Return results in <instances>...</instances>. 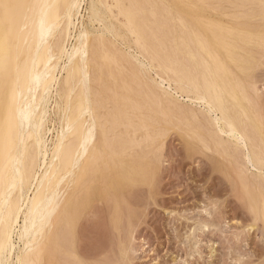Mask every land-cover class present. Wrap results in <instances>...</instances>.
I'll use <instances>...</instances> for the list:
<instances>
[{
	"label": "rangeland",
	"instance_id": "1",
	"mask_svg": "<svg viewBox=\"0 0 264 264\" xmlns=\"http://www.w3.org/2000/svg\"><path fill=\"white\" fill-rule=\"evenodd\" d=\"M83 8L85 14L86 0ZM193 14L198 16L196 23ZM82 20L95 51L81 78L91 103L86 125L101 158L79 179L76 172L65 178L59 190L64 220L54 237L66 219L76 222L53 246L56 261L47 256L45 264H264V222L256 223L253 211L259 191L264 192V169L247 164V150L219 131L215 113L195 99L192 87L180 83L177 72L180 65L186 74L200 76L208 61L191 34L195 58L202 65L196 68L197 61L181 42L187 29L204 30L225 56L213 37V31L222 32L218 38L236 46L233 52L243 67L231 63L230 68L244 84L250 100L244 104L264 134L260 0H119L113 13H107L113 33L102 32L86 17L79 18V25ZM130 25L149 33L145 49L137 45ZM240 26L253 31L252 39H242ZM105 52L118 57L120 64L107 65ZM176 56L180 64L165 68ZM124 94L141 109L125 103ZM52 107L51 103L49 110ZM234 112L245 119L240 107ZM141 118L150 124L148 129H136ZM56 122L49 121L48 127H58ZM52 135L47 134L48 140ZM69 196L76 202L75 211L67 215Z\"/></svg>",
	"mask_w": 264,
	"mask_h": 264
},
{
	"label": "bare ground",
	"instance_id": "2",
	"mask_svg": "<svg viewBox=\"0 0 264 264\" xmlns=\"http://www.w3.org/2000/svg\"><path fill=\"white\" fill-rule=\"evenodd\" d=\"M118 1L86 0L85 14H82L84 0H4V3L19 7L7 15L0 10V264H16L18 259L19 264H45L47 256L51 262L56 261L53 246H57L66 230L75 226V219H66L65 227L54 237L64 220L59 190L65 178L76 172L79 179L87 170L95 169V163L101 158L96 154L93 132L86 125L91 103L81 84L95 51L91 46L90 30H82L85 22L82 20L79 25V18L86 17L87 23L98 24L102 32L113 33L114 26L106 23L107 13H113ZM260 3L264 9V0ZM193 22H198L196 14H193ZM130 30L137 45L145 49L149 33L134 25H130ZM237 30L242 39H252L250 28L240 26ZM187 31L181 36L182 46L197 61L191 46L192 34L195 44L206 52L208 61L203 67L195 62L196 68L201 67L200 76L186 74L178 65L180 83L192 87L195 99L205 104L210 113H215L213 120L219 131L247 150V164L262 171L264 134L258 120L250 116L249 106L244 104L250 101L244 84L234 77L230 68L231 63L243 67L235 58L236 46L222 37L219 39L222 32L213 31L217 44L226 51L223 56L204 30L192 26ZM103 58L109 66L120 64L112 53L105 52ZM141 62L144 64L143 60ZM175 63L180 64L177 56L164 65L173 70L171 66ZM123 100L132 104L133 109H141L128 94L123 95ZM229 101L234 102L232 106ZM51 103L52 115L57 116L55 121L49 110ZM238 107L245 119L234 112ZM49 121H57L58 127L50 129ZM149 126L141 118L136 129ZM49 132L53 133L50 140L47 138ZM148 137L152 136L148 133ZM258 194L259 200L253 206L255 222H264V192L260 190ZM75 200L69 196L67 215L75 211ZM42 240L47 243V254Z\"/></svg>",
	"mask_w": 264,
	"mask_h": 264
},
{
	"label": "snow or ice",
	"instance_id": "3",
	"mask_svg": "<svg viewBox=\"0 0 264 264\" xmlns=\"http://www.w3.org/2000/svg\"><path fill=\"white\" fill-rule=\"evenodd\" d=\"M16 7H19V6L7 4V3H4V0H0V10H3L6 15L9 14V12Z\"/></svg>",
	"mask_w": 264,
	"mask_h": 264
}]
</instances>
